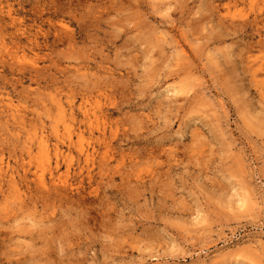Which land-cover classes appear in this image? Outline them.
I'll return each mask as SVG.
<instances>
[{"label":"rangeland","instance_id":"rangeland-1","mask_svg":"<svg viewBox=\"0 0 264 264\" xmlns=\"http://www.w3.org/2000/svg\"><path fill=\"white\" fill-rule=\"evenodd\" d=\"M0 264H264V0H0Z\"/></svg>","mask_w":264,"mask_h":264}]
</instances>
